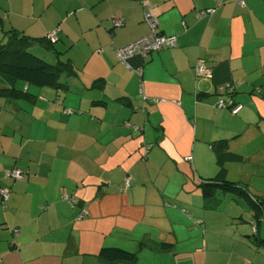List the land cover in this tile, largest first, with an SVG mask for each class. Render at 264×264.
<instances>
[{
    "label": "crops",
    "instance_id": "1",
    "mask_svg": "<svg viewBox=\"0 0 264 264\" xmlns=\"http://www.w3.org/2000/svg\"><path fill=\"white\" fill-rule=\"evenodd\" d=\"M146 12L177 45L120 61ZM10 31L67 67L61 87L0 73V264H264V207L201 187L223 149L264 201V0H0Z\"/></svg>",
    "mask_w": 264,
    "mask_h": 264
},
{
    "label": "trees",
    "instance_id": "2",
    "mask_svg": "<svg viewBox=\"0 0 264 264\" xmlns=\"http://www.w3.org/2000/svg\"><path fill=\"white\" fill-rule=\"evenodd\" d=\"M30 40L26 35L15 31L6 33V37L0 41V73L12 85L17 80H24L37 86L61 87V74L66 69L65 63L51 64L35 55L29 50ZM240 160L239 154L220 149L217 154V162L220 166L219 173L215 177L206 178L201 182L203 196L211 200L218 188L226 192H234L243 197L257 212L263 210L264 201H258L252 197L247 189L236 181L227 178L224 163L226 160ZM75 201L72 203L74 204ZM264 243V239H261ZM168 245V243H164ZM100 256L106 260L135 261L137 254L120 247H103Z\"/></svg>",
    "mask_w": 264,
    "mask_h": 264
},
{
    "label": "built area",
    "instance_id": "3",
    "mask_svg": "<svg viewBox=\"0 0 264 264\" xmlns=\"http://www.w3.org/2000/svg\"><path fill=\"white\" fill-rule=\"evenodd\" d=\"M215 9L210 8L206 11H202L199 13V17L208 15L210 13H213ZM145 20L151 27V32L135 41H132L128 45L116 49L117 57L120 59V61L127 63L128 59L136 54H142L147 55L151 52L158 51L163 48L168 47H174L177 45L176 38L173 36H167L159 32L158 30V18L153 15L151 12L145 13ZM50 39L54 40L56 39V34L52 33L50 34ZM230 85L221 86V90H227V88H230ZM227 105L226 100L224 98H220L218 102L219 108L225 107ZM241 104H236L231 107V110L233 113H238L242 109ZM7 177H13L16 179L24 178V171L20 168H13L6 173ZM132 179L131 177L125 178V186L129 187L131 185ZM0 193L6 198L8 196V190L4 188H0ZM65 199H67L70 203H73L75 201V198L71 194H66ZM18 230H15L14 232H17Z\"/></svg>",
    "mask_w": 264,
    "mask_h": 264
},
{
    "label": "rangeland",
    "instance_id": "4",
    "mask_svg": "<svg viewBox=\"0 0 264 264\" xmlns=\"http://www.w3.org/2000/svg\"><path fill=\"white\" fill-rule=\"evenodd\" d=\"M30 51L32 52V49H30ZM45 51H46V52H45ZM47 51H48L47 48H44V47L41 45V48H38L37 51H34V52H36V53H37V52H40V53H37V54H44V55H39L40 58H43V59H44V58H47L46 56H50V57H51V55H49V54H48V55H47V54L45 55V53H48ZM34 52H33V53H34ZM36 53H34V54L37 55ZM37 56H38V55H37ZM44 60H45V59H44ZM45 61H46V60H45ZM47 62H48V61H47ZM21 83H24V82H21ZM6 173H7V172H6ZM3 227H4V226H3Z\"/></svg>",
    "mask_w": 264,
    "mask_h": 264
}]
</instances>
